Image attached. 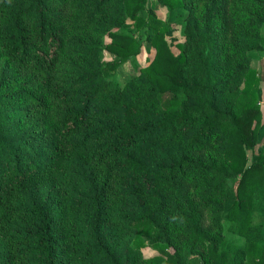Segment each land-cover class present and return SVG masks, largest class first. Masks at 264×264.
I'll use <instances>...</instances> for the list:
<instances>
[{
	"label": "trees",
	"instance_id": "16d2710c",
	"mask_svg": "<svg viewBox=\"0 0 264 264\" xmlns=\"http://www.w3.org/2000/svg\"><path fill=\"white\" fill-rule=\"evenodd\" d=\"M157 1L0 0V264H264V0Z\"/></svg>",
	"mask_w": 264,
	"mask_h": 264
},
{
	"label": "rangeland",
	"instance_id": "374dc122",
	"mask_svg": "<svg viewBox=\"0 0 264 264\" xmlns=\"http://www.w3.org/2000/svg\"><path fill=\"white\" fill-rule=\"evenodd\" d=\"M150 6L153 9V12L160 17L164 21H168L172 26V31L167 36V41L176 56L181 54L180 45L185 42V26H186V11L178 10L174 13L169 12L167 9L163 8L162 5L158 3L157 0H150ZM125 32H129L134 30L133 23L130 20H127L125 24H122V28ZM120 29V30H121ZM262 36L264 37V29L262 31ZM110 42L108 36L104 39V44ZM264 46V45H263ZM156 54V50L152 47L151 44L145 43L142 53L138 56L136 60L129 61L125 63L118 71L116 80L124 86L131 76H138L140 74V69L142 67L147 66L151 60L154 59ZM253 57V66L259 73L261 78V110H262V121L259 126V140L258 145H256L252 149H248V155L250 158L249 165L252 164V158L255 154H259L260 151L264 148V47L261 51L255 52L252 55ZM102 60L103 61H111L112 58L107 51L102 52ZM231 201L227 204L230 207ZM224 228L226 239L230 242H236L237 244L243 246L245 244V240L232 233L229 230L230 223L224 219ZM142 251L143 258H151L159 254L155 245L151 244L148 241H145L144 244L140 247ZM239 264H245L244 262L239 261Z\"/></svg>",
	"mask_w": 264,
	"mask_h": 264
}]
</instances>
